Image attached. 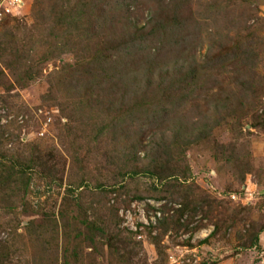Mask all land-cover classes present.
Listing matches in <instances>:
<instances>
[{
    "label": "rangeland",
    "instance_id": "1",
    "mask_svg": "<svg viewBox=\"0 0 264 264\" xmlns=\"http://www.w3.org/2000/svg\"><path fill=\"white\" fill-rule=\"evenodd\" d=\"M0 264H264V0H0Z\"/></svg>",
    "mask_w": 264,
    "mask_h": 264
},
{
    "label": "trees",
    "instance_id": "2",
    "mask_svg": "<svg viewBox=\"0 0 264 264\" xmlns=\"http://www.w3.org/2000/svg\"><path fill=\"white\" fill-rule=\"evenodd\" d=\"M142 43H137L135 41H132L129 45H127V47H125L124 51L122 50V48L120 47L119 50L113 52V55L110 57L108 56H100V59L94 60L92 61L91 64V70L90 71H103L105 70L104 67H107V63L110 62L111 63V67L110 69L112 70V73H114L115 76H117V74H121V75H129V68L131 66H134V60L135 57L137 55H135V52L130 50V46L134 45L133 47H137V49H140V45ZM123 51V55L120 54V52ZM148 54H145V52L143 53V56L148 60V61H153L154 58L156 57L154 54L152 53V51L148 50L147 52ZM132 55V57H131ZM105 57V58H103ZM107 57V58H106ZM114 57V59L112 60V58ZM168 77L166 79L171 80L170 74L167 75ZM95 77V82H97V76ZM221 108H217V111H220ZM193 132H191L192 134ZM188 136V134L186 135ZM151 164H154L153 160L151 159ZM157 179H160L159 177H156ZM172 178V176L170 177Z\"/></svg>",
    "mask_w": 264,
    "mask_h": 264
},
{
    "label": "built area",
    "instance_id": "3",
    "mask_svg": "<svg viewBox=\"0 0 264 264\" xmlns=\"http://www.w3.org/2000/svg\"><path fill=\"white\" fill-rule=\"evenodd\" d=\"M233 197V196H232ZM235 197H233V199H234Z\"/></svg>",
    "mask_w": 264,
    "mask_h": 264
}]
</instances>
